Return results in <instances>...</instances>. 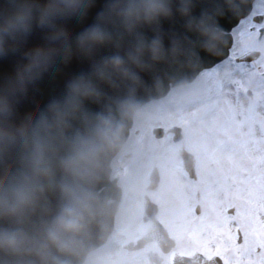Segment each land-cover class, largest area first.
Segmentation results:
<instances>
[{"label": "clouds", "instance_id": "1", "mask_svg": "<svg viewBox=\"0 0 264 264\" xmlns=\"http://www.w3.org/2000/svg\"><path fill=\"white\" fill-rule=\"evenodd\" d=\"M246 3L0 0V264H127L120 224L159 170L165 116L202 96L221 19ZM74 57L88 67L22 113Z\"/></svg>", "mask_w": 264, "mask_h": 264}, {"label": "snow or ice", "instance_id": "2", "mask_svg": "<svg viewBox=\"0 0 264 264\" xmlns=\"http://www.w3.org/2000/svg\"><path fill=\"white\" fill-rule=\"evenodd\" d=\"M260 8L264 9V0ZM255 27L248 16L240 21V29L232 33L237 36L241 54L255 48L264 52V39L257 40V34L250 30ZM234 69L225 73L224 79L208 77L205 96L165 116L167 123L179 125L184 133L178 143L166 137L167 147L158 156V187L152 194L153 201L159 205L157 220L169 224L179 243L205 255L209 254V246L214 245L215 253L222 255L226 264H236L241 256H251L258 243L264 247V242L255 238L254 223L257 205H264V141H255L251 131L257 122V107L264 110V74L257 75L243 65H234ZM236 74L239 81L233 80ZM241 81L255 94L249 97L247 109L240 113L244 120L238 122L236 108L225 111L212 98L221 94L225 82L240 84ZM241 123L249 125V132L236 135ZM261 124L264 126V120ZM185 146L195 154L200 168L198 181L187 180L179 167V153ZM177 187L186 189L180 200L175 195ZM226 196L236 202L238 215L230 219L240 221L238 226L245 234L243 248L224 226L225 218L218 205ZM196 203L204 209L199 217L192 211ZM256 264H264V257L258 258Z\"/></svg>", "mask_w": 264, "mask_h": 264}, {"label": "rangeland", "instance_id": "3", "mask_svg": "<svg viewBox=\"0 0 264 264\" xmlns=\"http://www.w3.org/2000/svg\"><path fill=\"white\" fill-rule=\"evenodd\" d=\"M260 2H261V0H255L254 1L253 6H252V12H251L250 16H252L253 14H256V13H263L264 14V9L260 8ZM246 18H243L242 20H244ZM254 24L257 25L256 23H254ZM263 25H264V23H263ZM237 29H240V22L232 30V33ZM252 32L257 34V31H252ZM232 36H233V42H232L231 48L229 50L228 58H226L225 60H223L219 64L215 65L214 67H212L208 70L202 71V73H204V75H205L206 81L208 80V77H216L217 79H224L225 73L235 71L234 65H243L248 70L257 73V75H260L264 72V52H262V58L255 64L246 65V64L234 62L233 59H234L235 55L240 53V52L238 50L239 45H238V41H237V36L233 35V34H232ZM230 59L232 61V64H229ZM256 65H259V67H260L258 70L255 68ZM233 80L239 81L240 80L239 74H236L233 77ZM207 87H208V85L206 83V89H205V91L201 97L206 95ZM246 89H249V88H247V86L244 85L242 83V81L240 84H238L236 82H232V83L225 82V86L223 87L221 94L218 97L214 96L212 98V100L219 108L224 109L225 111L229 110L230 108H236L237 109V115H236L235 119H236V121L240 122V121L244 120V116L240 113L247 109L249 97H250V96L246 95ZM249 90L251 91V96L255 94L254 92H252L251 89H249ZM192 110H195V109H192ZM256 112H257V122L251 126V131H252V135L255 137V141L262 142V141H264V126H262L261 120H264V110H262L261 107H257ZM171 125H173V124L167 123V127H169ZM248 132H249V125L247 123H241V124H239V130L237 132H235V134L240 135L241 133L246 134ZM183 133H184V130H183ZM165 137H170V135L169 134L165 135ZM186 149L188 151L192 152L189 148L186 147ZM179 167L181 168L180 160H179ZM198 169L200 171L199 167H198ZM182 172L184 173L183 170H182ZM186 179L190 180L187 176H186ZM157 187H158V184L154 189L144 191V193L147 194L148 197L152 201H153L152 194L156 190ZM185 191H186V189L181 188V187H177L176 192H175L176 199L177 200L182 199ZM142 195L136 196V197H131L126 202L123 221L120 224L121 244L126 240H130V239L135 238L147 226V224L143 223L139 218L140 217V211H141L140 199H141ZM201 197H202V194H201ZM153 202L156 203L155 201H153ZM156 205H157L158 211H159V205L157 203H156ZM218 207L222 210V217L225 218L224 226L227 227L235 235V240H236V234H235L234 230L236 229V227H239L238 225H239L240 221L238 219L237 220L230 219L231 217H236L238 215L236 202L234 200H232L230 197L226 196L219 203ZM230 207H234V210L232 211V213L229 212ZM158 211H157V214H158ZM192 211H193V214L195 216L199 217L203 213L204 209H203V206L201 205L200 212L196 213V211L194 209V205H193ZM157 214H156V218H157ZM254 223H255V226L257 229V233L258 234H264V205H259V204L257 205V207L255 209V213H254ZM163 224L167 227L169 232L176 239V236L174 234V230L170 228L169 224H167V223H163ZM240 229H241L242 235L245 237L243 228L240 227ZM258 242H264V241L262 240V241H258ZM176 243H177V245H176L175 249L179 253H181V252L189 253L190 251L196 250V249L187 247V246L179 243L177 241V239H176ZM257 247H259V248L261 247L260 243L257 244ZM209 248H210L209 253L216 254L214 245H210ZM241 248H242V246H241ZM121 250L125 253V255L127 257V264H171L170 263V256L171 255L161 254L158 251V248L154 244H151V243L146 245L141 250L133 251L130 253L124 251L122 248H121ZM261 251H262L261 252L262 255H264V247L261 248ZM200 252H202V251H200ZM202 253H204V252H202ZM219 256H221L224 263L226 264L225 258L222 255H219ZM236 264H251V263H249L248 261L242 262V258L240 257L237 260ZM254 264H256V263H254Z\"/></svg>", "mask_w": 264, "mask_h": 264}, {"label": "water", "instance_id": "4", "mask_svg": "<svg viewBox=\"0 0 264 264\" xmlns=\"http://www.w3.org/2000/svg\"><path fill=\"white\" fill-rule=\"evenodd\" d=\"M252 1L253 0H247V3L245 4L244 7V12L241 16L237 17L229 14L221 19V24L224 26L227 32V41L223 48V52L218 56L207 57L206 62L201 69L209 68L227 56L228 48L230 47L232 40L229 31L238 22V20L241 17L246 16L250 12ZM101 4H102V0H98L97 8L101 6ZM93 11H95V9ZM252 19L260 23L263 21V15H254ZM90 22H91V16L88 18L86 23H90ZM82 27H83L82 24H75L71 26L69 30L70 34H74L75 32H78ZM263 35H264V28L261 27L259 28L258 40H261ZM40 43H43V36L39 31H37L31 37L29 46H34ZM259 55H260L259 51L251 50L247 54H241L240 56H238L236 58V61L250 62L256 59ZM13 64L14 61L12 59L0 60V74L11 72L13 70ZM87 67H88L87 61H81L79 58L74 57L69 64L62 66L61 71L56 75V77L53 80L45 83V85L41 89L40 96L38 98H36L35 100L30 99L21 106V112L26 115H34L36 106L42 105L52 95H57L63 90L65 81L70 75L80 70H84ZM167 132H173V139H175L176 142L179 139H181V133L179 128L171 127L168 129ZM161 134L163 135V130H161ZM179 155L181 156L183 167L187 170L188 174L191 176L193 172L192 156L183 149L180 151ZM158 177L159 175L158 173H156L152 178V182L148 185L147 188H154L158 183ZM156 210H157L156 205L150 202L149 199L146 196H144L143 212L141 218L144 221L151 220V225L147 228V230L144 233L140 235V237L135 241V243L129 242L125 244V247L128 250L140 249L144 246L145 243L151 240H154L155 243L163 251H169L170 248L173 246V241L168 237L166 230L154 218ZM174 259L175 262L177 259H179L180 261L179 263L185 262V264L197 263L199 261H201L203 264H221L218 257H213V260L206 261L204 258L202 259L198 253L197 256L196 254H194L190 258L178 257L177 255H175Z\"/></svg>", "mask_w": 264, "mask_h": 264}, {"label": "flooded vegetation", "instance_id": "5", "mask_svg": "<svg viewBox=\"0 0 264 264\" xmlns=\"http://www.w3.org/2000/svg\"><path fill=\"white\" fill-rule=\"evenodd\" d=\"M195 160H196V157H195ZM195 167H196V173H197V178L196 180L194 181H198L200 179V171L197 167V162H195ZM235 234H236V244L239 245V246H243L245 245V237L242 235V232H241V229L240 227H237L235 230H234ZM256 240L257 241H264V234H258L256 233ZM261 248L262 247H256L255 249V252L251 255V256H241L242 258V262H249L251 264H254L257 262L258 258L260 257H264V255H262V251H261Z\"/></svg>", "mask_w": 264, "mask_h": 264}]
</instances>
